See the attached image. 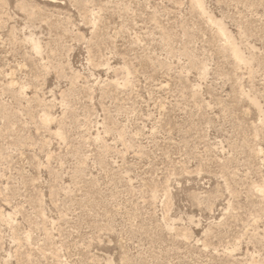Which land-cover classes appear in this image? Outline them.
<instances>
[{"label":"rangeland","instance_id":"obj_1","mask_svg":"<svg viewBox=\"0 0 264 264\" xmlns=\"http://www.w3.org/2000/svg\"><path fill=\"white\" fill-rule=\"evenodd\" d=\"M199 2L0 0V264H264V0Z\"/></svg>","mask_w":264,"mask_h":264},{"label":"bare ground","instance_id":"obj_2","mask_svg":"<svg viewBox=\"0 0 264 264\" xmlns=\"http://www.w3.org/2000/svg\"><path fill=\"white\" fill-rule=\"evenodd\" d=\"M197 4L200 6L199 0H197ZM234 55L235 57L239 58L238 52L236 50H234Z\"/></svg>","mask_w":264,"mask_h":264}]
</instances>
